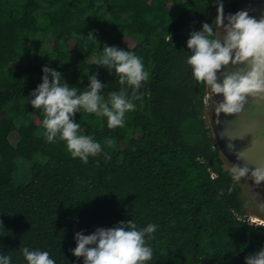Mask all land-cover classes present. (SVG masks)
<instances>
[{
	"label": "trees",
	"instance_id": "16d2710c",
	"mask_svg": "<svg viewBox=\"0 0 264 264\" xmlns=\"http://www.w3.org/2000/svg\"><path fill=\"white\" fill-rule=\"evenodd\" d=\"M212 4L0 0V254L10 256L11 264H27L24 247L48 251L55 264H83L70 251L76 232L88 235L129 220L138 228L157 225L152 239L145 238L153 257L144 264H244L246 255L264 247V226L240 212L237 190L195 135L201 82L187 63L188 39L176 33ZM46 38L48 51L42 52ZM105 44L140 57L149 79L123 127L109 128L106 117L83 109L75 114L80 134L93 137L110 156L85 164L72 157L66 142L45 139L44 112L28 100L45 65L81 92L93 73L106 85V99L119 92L115 70L96 65ZM18 160L34 163L28 182L15 186Z\"/></svg>",
	"mask_w": 264,
	"mask_h": 264
},
{
	"label": "clouds",
	"instance_id": "9594fccd",
	"mask_svg": "<svg viewBox=\"0 0 264 264\" xmlns=\"http://www.w3.org/2000/svg\"><path fill=\"white\" fill-rule=\"evenodd\" d=\"M217 16L212 23H203L201 30H193L187 40L191 55L188 65L196 81L211 88L214 96L222 95L214 101L215 113L238 115L244 110L249 97L264 101V18L257 20L246 10L225 16L223 0H214ZM215 29V30H214ZM219 32V35L216 33ZM88 39L99 45L93 32ZM103 55L96 62L111 73L114 69L121 85L119 92H110L107 99L102 95L106 85L98 79V73L88 75L89 83L84 91L70 86L59 71L45 65L40 83L29 95L28 103L44 112V137L48 142L57 138L66 142L67 150L73 158L87 164L90 157L105 155L101 143L93 137L80 134V124L75 114L83 109L90 114L107 118L109 128L123 127L125 114L135 110L134 101L140 99L139 89L149 79L142 59L131 51L117 46L103 47ZM244 64L249 70H225L227 66ZM131 88V95L128 88ZM264 121V111L259 114ZM256 138L264 140V127ZM113 140H107L111 147ZM244 160L241 152L237 161ZM234 181L251 179L256 185L264 182V164L249 167L247 163H235L230 170ZM157 225L148 224L138 228L132 220L120 221L110 228L97 227L91 234L83 230L76 232V247L71 253L83 257V264H144L153 257V251L146 243L152 239ZM23 257L27 264H55L48 251L30 250L24 247ZM0 264H11V257L0 254ZM244 264H264V247L250 252L244 257Z\"/></svg>",
	"mask_w": 264,
	"mask_h": 264
},
{
	"label": "water",
	"instance_id": "95a60500",
	"mask_svg": "<svg viewBox=\"0 0 264 264\" xmlns=\"http://www.w3.org/2000/svg\"><path fill=\"white\" fill-rule=\"evenodd\" d=\"M223 5L225 16L246 10L257 20L264 18V0H223ZM216 16L217 7L214 3L182 25L176 34L189 39L191 31L201 30L203 23H212ZM216 35H219V32ZM240 69L249 70L244 64L229 65L225 70L235 72ZM200 90L201 101L196 114L200 127L195 135L203 137L219 172L226 175L230 184L237 190L240 212L251 224L264 226V182L256 185L251 179L234 181L230 174L235 163H247L250 168L264 164V140L256 138L260 128L264 127V121L259 118L260 112L264 111V101L249 97L242 113L217 114L214 101L222 100V95L214 96L212 99L211 88L204 83H200ZM241 152L244 154V160L237 161Z\"/></svg>",
	"mask_w": 264,
	"mask_h": 264
},
{
	"label": "rangeland",
	"instance_id": "374dc122",
	"mask_svg": "<svg viewBox=\"0 0 264 264\" xmlns=\"http://www.w3.org/2000/svg\"><path fill=\"white\" fill-rule=\"evenodd\" d=\"M43 33V32H42ZM41 33V34H42ZM41 34L38 35V38L41 36ZM50 38H46L44 39V41H42L41 44V51L42 52H46L48 51V42H49ZM95 61V57H93L91 59V62ZM25 65L24 60L20 61L19 64V68H23ZM14 65H10V67H13ZM18 137L15 133H12L9 136V141L11 144L15 145V143L17 142ZM34 162H25L22 160H18L17 161V171L15 172L14 176H13V183L15 186H19V185H24L28 182L29 176H28V170L30 168V166H32Z\"/></svg>",
	"mask_w": 264,
	"mask_h": 264
}]
</instances>
